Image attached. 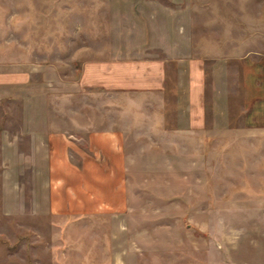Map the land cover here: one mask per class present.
<instances>
[{
    "label": "rangeland",
    "instance_id": "374dc122",
    "mask_svg": "<svg viewBox=\"0 0 264 264\" xmlns=\"http://www.w3.org/2000/svg\"><path fill=\"white\" fill-rule=\"evenodd\" d=\"M249 51H264V0H0V264H264V150L211 141L200 180L143 174L124 234L116 215H50L41 139L143 102L81 88L85 59ZM208 73V97L239 111L236 64Z\"/></svg>",
    "mask_w": 264,
    "mask_h": 264
},
{
    "label": "crops",
    "instance_id": "0c3cea01",
    "mask_svg": "<svg viewBox=\"0 0 264 264\" xmlns=\"http://www.w3.org/2000/svg\"><path fill=\"white\" fill-rule=\"evenodd\" d=\"M129 54L83 60L77 84L140 95L138 108L118 109L117 121L103 128L45 130L43 124L41 135L50 215H116L124 234L136 228L127 222V214L141 210L131 182L143 174L153 175L150 180L159 174L170 179L177 165L182 181L200 180L194 175H206L211 141L217 149L228 140L230 145L244 141L254 151L264 150V51L212 60L190 52L164 57ZM227 64L239 70V111L221 108V96L211 100L207 95L208 72ZM261 159L264 171V154Z\"/></svg>",
    "mask_w": 264,
    "mask_h": 264
}]
</instances>
